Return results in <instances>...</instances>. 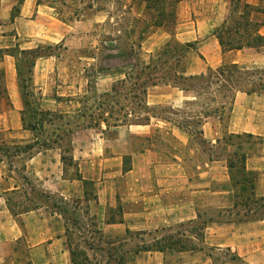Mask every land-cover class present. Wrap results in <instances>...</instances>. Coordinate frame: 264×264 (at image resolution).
<instances>
[{
  "label": "rangeland",
  "instance_id": "rangeland-1",
  "mask_svg": "<svg viewBox=\"0 0 264 264\" xmlns=\"http://www.w3.org/2000/svg\"><path fill=\"white\" fill-rule=\"evenodd\" d=\"M12 1L14 6L16 0ZM35 1L39 5L35 6ZM224 1L180 0L176 5L175 23L153 26L151 25V13L145 9L144 3L140 0H28L27 5L31 4L26 7L30 8L29 18H27L29 20L25 22L26 24L24 23V36L20 37L19 42L24 48L35 50L49 59L47 63L41 64L38 80L26 82L31 91L29 97L31 103L12 112L4 81L3 54H12L17 59V70L18 68L21 70L22 79L16 73V80L21 90L24 76L28 75L31 56L22 53L23 49L17 45L0 49V136L7 142L14 154L16 147L23 150L35 138L38 141L32 149L19 151L18 155L6 157L0 161V172L6 175L5 179L0 180L1 185L8 186L13 179L20 184L19 189L4 194L12 203L13 209L21 211L24 205L31 206L35 203L47 212L58 211L64 207L67 209L64 215L70 219L67 227L71 243L78 249H84L90 256L95 253L100 263L107 262V264H118L120 256L125 258L123 264H132L131 253L141 246L153 244L152 237L156 235L173 234L180 237L178 232H184L187 237H193V243L197 247L200 239L192 236L191 232H199L204 221L206 227L211 223L232 222L240 225L264 219L263 210L255 213L250 211L244 215L243 206H233L234 197L230 180L227 184L228 191L221 194L219 206H199L200 213L196 219L171 228L157 229L148 234L132 230L118 232L116 228H112L105 234L100 229L102 225L99 227L95 219L99 208L94 206V201L99 196L102 186L106 187L107 179L111 180L106 175L103 159L113 155L117 145L119 149L124 148L125 167L130 166L133 154L147 145L156 148L155 158L161 160V164L168 165L169 163L170 166H174L173 161L175 160L190 171L196 169V165L202 164L212 151L224 157L222 143L211 149L209 144L197 135L188 138L183 144L172 134V124L157 122L155 118L148 126L125 123L119 127L112 125L106 127L102 122L100 126H97L96 121L89 114L81 120V114L89 113L92 107L100 102V96L110 91L112 84L119 82L120 79L124 78L125 86L127 85L130 90L135 80L133 64L138 61L140 64L147 62L151 54L155 53L167 40L175 39L177 33L181 32L180 28L185 27L186 33L182 36L178 35L177 39L185 40L190 35H194L193 22L200 16L199 13L202 10L218 16L225 12V19L228 23H232L240 8L232 12L233 6L231 8L230 4L224 5ZM244 2L251 5L252 18L260 23L259 31L264 33V0H241L239 6ZM191 6H194V10ZM68 25L71 28H68ZM142 29L140 47L134 46L136 54L127 55V43L131 40L136 42ZM205 36L203 32H198L197 42L203 40ZM195 48V51L192 50L186 54L182 64L184 67H192L194 71L203 65L199 57L198 44ZM251 51L244 54L246 60H243L242 64L248 67H263L264 47ZM232 57L233 55L223 56L222 62L230 61ZM25 59H27L26 63H24ZM37 87L45 89L44 95L38 93ZM169 87H173L172 84L165 81H159L156 85L147 87L146 95L150 94L149 100L154 102L147 105L151 107L150 113L154 117H168L179 122L188 120L192 127L197 129L193 123L197 116L202 117L203 109L209 112L218 107V101L211 99L210 96H194L191 91L181 95V92L177 93V88H174L173 92L167 91ZM137 91L130 90L125 96L124 94L116 96L106 103L103 109L112 105L114 113L119 111V116L127 113L128 120H133L135 115L145 112L138 98L134 96ZM153 96L155 98L152 100ZM21 97L24 103L23 94ZM156 100L160 102H155ZM257 104L259 102L251 103L254 109L257 108ZM119 106L124 108L119 110ZM94 113L96 115L98 111ZM18 115L30 123L33 122V117L42 119L43 124L35 131L28 129L30 136L24 138V131L21 129L8 128V125L11 123L13 125L18 121ZM220 115L222 130H226L227 114L223 111ZM140 117V122H144L143 116ZM22 124L23 128H26L24 121ZM58 126L62 134L59 144L63 147L69 145L72 148L70 155L74 157L73 162L78 164L76 167L67 166L65 176L77 177L75 173L79 170V175H84L86 182L81 180L64 182L62 194L60 191L50 192L36 188L30 190L28 186L24 188L22 167L26 154L28 151L33 152L38 148H43L41 143L44 139L48 140L47 145H56L52 140L55 135L53 131ZM117 134H119L118 140H116ZM245 139L248 138H243ZM245 145L249 147V153L254 160L264 154V136L249 138ZM258 161L260 162L259 159ZM256 171L258 180H260V171ZM256 187L258 195L264 196V181H259ZM225 188L222 186V190L225 191ZM41 192L44 194L41 195ZM53 203L57 206H53ZM110 213L114 218L116 209H112ZM64 238L68 243L65 235ZM181 238L189 243L187 238ZM87 243L92 249L88 248ZM16 246L18 260L23 261L26 249L24 240L20 239ZM218 252L215 256L216 263L222 261L224 256L231 255L234 258L233 253L225 248Z\"/></svg>",
  "mask_w": 264,
  "mask_h": 264
},
{
  "label": "crops",
  "instance_id": "crops-1",
  "mask_svg": "<svg viewBox=\"0 0 264 264\" xmlns=\"http://www.w3.org/2000/svg\"><path fill=\"white\" fill-rule=\"evenodd\" d=\"M27 1L23 0L18 12L12 17L13 1L0 0V49L16 45L20 49H26L19 40L21 36H24V23L29 20L27 18H29L30 8L26 7L31 4L27 5ZM225 4H230V0H225ZM37 5L39 4L35 1V6ZM191 7L194 10V6ZM191 7H189L190 10H192ZM224 14L225 12L218 16L202 10L199 13L200 16L193 22L192 31L195 33L188 39H177L178 35L182 36L186 33L185 27L179 29L181 32H178L174 38L180 43L194 42L195 46L198 44L199 57L203 64L195 71L192 67L186 66L185 74H200L208 67L215 68L225 62L246 66L242 64L243 60H246L244 54L256 48L244 47L222 51L212 32L214 27L226 20ZM68 26L71 28L70 25ZM198 32H203L206 36L197 42ZM228 55H233L232 59L222 62L223 56ZM3 58L6 93L11 103L10 111L15 112L24 106L22 90L16 80L17 59L8 53H4ZM48 59L47 56H40L34 60L30 82L38 80L41 64L47 63ZM174 88H177V93L181 92V95L184 92L188 93L178 87H169L167 91L173 92ZM44 90L43 87H37L41 95H44ZM147 95V104L154 103L149 100L150 94ZM154 98L155 96L152 100ZM254 101L259 102L256 109L251 105ZM224 112L228 119L226 130H222L221 127L222 117L216 114L206 116L200 125L202 130L200 136L211 149L220 143L222 136L226 133L264 136V93L236 91L231 103L224 108ZM153 118L163 124H172V134L183 144L188 138L194 137L179 127V121L173 118L151 115L148 123L136 125L148 126ZM22 122V118L18 115V121L8 125V128L21 129L24 131V138H27L30 136L29 130L23 128ZM116 136L118 140L119 134ZM155 149L152 145L138 149L133 154L127 170L124 169L123 147L119 149L117 145L114 154L103 159L106 175L111 180L107 179L106 187L102 186L99 196L94 201V206L99 208L95 219L99 227L102 225L100 229L103 233L107 234L112 228H116L118 232L132 230L148 234L157 229L171 228L196 219L200 213L199 206H219L221 194L228 191L227 184L230 180L225 154L221 157L213 151L211 155L207 153V159L190 171L175 160L174 166H170L169 163L161 164L162 161L155 158ZM245 162L248 170L260 171V180L257 177L256 186L259 181H264V154L254 160L248 149ZM65 172L58 145H46L33 152L28 151L24 158L22 173L36 189L60 191L62 194L64 182L78 180L66 177ZM81 177L85 179L84 175ZM5 178L6 175L0 172V180ZM26 186L29 187L24 181V188ZM222 186L226 187L225 191L222 190ZM19 188L20 184L14 179L8 186H2L0 183V264H21L26 259L32 264H73L68 243L64 238L66 222L60 213L47 212L40 205L17 213L10 211L8 197L4 194L12 193ZM255 190L257 192V187ZM112 209H116L114 218L110 213ZM178 233L183 235L181 232ZM160 236H153L152 240ZM20 239L24 240L26 248L23 261L18 260L16 255V243ZM222 248L233 253L234 258L231 255L224 256L222 261L216 263L215 256ZM130 258L132 264H264V219L240 225L232 222L211 223L203 229V237L196 248L182 250L166 248L160 251L154 247L149 249L141 247L133 251Z\"/></svg>",
  "mask_w": 264,
  "mask_h": 264
},
{
  "label": "trees",
  "instance_id": "trees-1",
  "mask_svg": "<svg viewBox=\"0 0 264 264\" xmlns=\"http://www.w3.org/2000/svg\"><path fill=\"white\" fill-rule=\"evenodd\" d=\"M144 3V7L151 13V19L153 26H162L167 23H175L176 18V5L179 0H140ZM23 0H16L11 16H15L19 10V7ZM241 0H230L231 8L233 6L232 12L238 8L239 13L232 23H228L227 20H224L221 24L214 27L213 34L218 40V43L221 47L222 51H228L232 49H241L244 47H252V48H261L264 47V33L259 31L260 23L255 21L252 18V7L249 3L244 2L239 6ZM124 8V6H121ZM128 10V9H127ZM129 11V10H128ZM127 12V11H125ZM134 18H132L133 20ZM146 27H144L145 29ZM143 29L138 37V40L129 41L127 43L128 48L126 51L127 55L136 54L134 46L140 47V40L142 38ZM38 48V47H37ZM195 49L194 42H185L180 43L176 39H169L165 42L163 46L155 51V53L151 54L150 59L147 62H142V64L137 63L133 64L134 73L133 78L135 80L132 82V86L130 87L133 92L138 90L135 93V97L138 98L140 102L141 108L145 111L140 115H135L133 120H128V114L125 113L119 116V111H113V106L109 105L106 109H103V106L112 101L116 96L124 94V96L130 92L128 86H125V80L120 79L119 82L112 84L110 91L103 93L100 96V102H98L89 113L83 112L81 114V120H83L86 115L89 116L93 120L96 121V125L100 126V123L109 126H117L118 124H146L151 117V107L147 105L146 102V93L148 86H154L159 81L170 82L173 87H178L185 91H191L196 95H206L210 96L211 99L214 98L218 101V107H215V110L207 112L206 109H203L202 117L197 116L195 122L193 123L197 129L193 128L191 123L188 120H184L183 122H179L178 126L183 128L188 134L197 136L202 133L200 129V125L203 119L211 114H217L221 117V112L224 111V108L229 105L232 101L233 95L236 91H244L246 93H264V66L263 67H248L243 66L234 62H225L220 64L215 68L208 67L204 72L200 74H185V67L182 66L183 59L186 54L190 50ZM24 54H30L31 60L28 75L24 76V83L21 85L22 94L24 96V105H29L31 103L29 97L31 96V91L28 89V85L26 82L30 80V73L32 69V65L34 64V60L37 57L42 56L43 54H39L32 49H24L21 50ZM27 62V59L24 60V63ZM17 74L21 77V70H17ZM119 83V86H118ZM219 97V99L217 98ZM124 107L119 106V110ZM94 111H98L95 115ZM93 115H95L93 117ZM143 116V121L139 120ZM185 115V114H184ZM159 117V116H158ZM32 123L26 122V128L30 130H36L38 127L42 126L43 120L36 119ZM166 118V117H160ZM97 119V120H96ZM186 119V118H185ZM54 138L52 140L53 144L60 146L61 150V161L63 164L64 172L66 171V167H76L77 165L73 162V157L70 155V151L72 148L67 145V147H63L59 144V139H61L62 134H60V127L58 126L54 131ZM254 136L249 133H226L222 136L220 143H222L223 152L226 155V165L228 168V174L231 181V187L233 190L234 202L233 206L237 207L238 205L243 206L245 208V214L252 211V213L258 212L259 210L264 211V196H260L257 194L255 187L257 181L256 172L248 170L246 168V156L248 153L249 147L245 144L248 143L249 138H253ZM243 138H248L243 140ZM38 141L35 138L32 143H29L25 146L23 150L15 148V154L11 152L10 147L7 145V142L0 136V161H2L6 157H12L18 155L19 151H24L28 149H32ZM48 140L44 139L41 143L42 146H46ZM129 168V165L124 167L125 170ZM77 177H74L82 182H86V179H83L79 173H75ZM24 181L28 183L30 190H35L34 186L31 185L30 181L23 177ZM41 195L44 193L41 192ZM48 198V195H46ZM8 207L11 212L17 213L20 211H15L13 209L12 203L7 201ZM38 204H33L31 206L24 205V208L21 211L35 208ZM53 206L55 203H53ZM67 209L64 207L57 212L64 217L66 222L65 234L68 240V247L71 254V260L73 264H107V262L100 263L95 257V253L90 256L84 249H78L75 247L70 240L69 228L67 227V223L70 220L69 217H65V213ZM253 218V217H249ZM205 228V221L201 224L200 231L195 233L191 232V235L202 239L203 237V229ZM183 235L178 236L169 234L162 235L159 238L154 239V243L146 246H141L144 249H149V247H154L156 250H165L166 248H172L176 250L182 249H193L196 248V245L193 243V237H187L184 232H181ZM181 237L187 238L189 243L183 240ZM85 241V240H84ZM86 242V241H85ZM88 244V243H87ZM88 248L92 249L91 245L88 244ZM125 262L124 256L119 257L118 264H123ZM21 264H32L30 260L26 259Z\"/></svg>",
  "mask_w": 264,
  "mask_h": 264
}]
</instances>
